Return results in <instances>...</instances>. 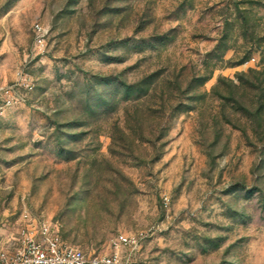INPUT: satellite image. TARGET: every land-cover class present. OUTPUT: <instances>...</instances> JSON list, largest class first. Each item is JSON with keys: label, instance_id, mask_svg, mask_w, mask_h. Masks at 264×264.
<instances>
[{"label": "rangeland", "instance_id": "374dc122", "mask_svg": "<svg viewBox=\"0 0 264 264\" xmlns=\"http://www.w3.org/2000/svg\"><path fill=\"white\" fill-rule=\"evenodd\" d=\"M19 72L1 246L30 215L86 253L264 264V0H0V85Z\"/></svg>", "mask_w": 264, "mask_h": 264}, {"label": "built area", "instance_id": "2783aa9c", "mask_svg": "<svg viewBox=\"0 0 264 264\" xmlns=\"http://www.w3.org/2000/svg\"><path fill=\"white\" fill-rule=\"evenodd\" d=\"M40 45L44 42V29L34 26ZM33 84L24 72L10 84L0 85V117L12 106L21 103L23 91H31ZM23 225L10 247L0 245V264H139L136 259L139 240L126 234L117 239L122 251L108 255L86 253L66 243L52 223L24 215Z\"/></svg>", "mask_w": 264, "mask_h": 264}]
</instances>
